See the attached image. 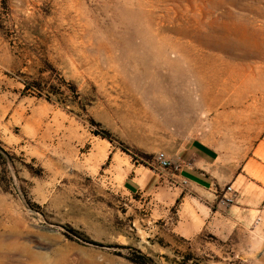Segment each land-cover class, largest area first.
Returning <instances> with one entry per match:
<instances>
[{
  "label": "rangeland",
  "instance_id": "rangeland-1",
  "mask_svg": "<svg viewBox=\"0 0 264 264\" xmlns=\"http://www.w3.org/2000/svg\"><path fill=\"white\" fill-rule=\"evenodd\" d=\"M263 24L264 0H0V264H264ZM192 139L234 184L122 192Z\"/></svg>",
  "mask_w": 264,
  "mask_h": 264
},
{
  "label": "crops",
  "instance_id": "crops-1",
  "mask_svg": "<svg viewBox=\"0 0 264 264\" xmlns=\"http://www.w3.org/2000/svg\"><path fill=\"white\" fill-rule=\"evenodd\" d=\"M165 155L172 165L166 170L133 165L129 176L122 183V192L149 196L156 191L164 193L175 184V187L184 185L204 195L215 188H223L229 182L235 183L229 157L214 144L192 139L176 153Z\"/></svg>",
  "mask_w": 264,
  "mask_h": 264
},
{
  "label": "bare ground",
  "instance_id": "bare-ground-1",
  "mask_svg": "<svg viewBox=\"0 0 264 264\" xmlns=\"http://www.w3.org/2000/svg\"><path fill=\"white\" fill-rule=\"evenodd\" d=\"M258 1V0H257ZM246 11V10H245ZM254 11V10H253ZM250 12V11H249ZM253 14V13H252ZM256 16V15H255ZM259 16V15H258ZM229 18V17H228ZM259 19H261V18H259ZM236 21V20H235ZM231 23V22H230ZM225 25V24H224ZM223 25V26H224ZM264 25V24H263ZM232 27V26H231ZM243 27H244V25H243ZM234 28V27H233ZM245 28H246V26H245ZM228 31V30H227ZM245 31V30H244ZM263 31H264V29H263ZM224 32V31H223ZM243 33V32H242ZM222 34V33H221ZM244 34V33H243ZM251 34H253V33H251ZM218 36V35H217ZM236 36V35H235ZM236 41V40H235ZM242 42V41H241ZM211 43V42H210ZM209 45V44H208ZM192 46H193V44H192ZM188 47V46H187ZM174 48V47H173ZM190 48V47H189ZM198 48V47H197ZM209 48V47H208ZM216 48L217 49H220V50H222V51H224L225 53L226 52H229V48H228V46L227 47H225V46H216ZM145 49H148V47H145ZM192 51H193V48H190ZM236 49V48H235ZM151 52H152V60L154 61V62H158L159 64V68H157V72L159 73H162L163 71H165V74H166V72L167 71H171V72H175V73H177L178 72V74H181L182 72H184V73H186V72H189V70L190 71H193V69L194 70H196L197 69V67L198 68H200V65L202 66L204 63H202V62H200L199 61V59H197V58H191V59H184V58H180L178 61H170V60H168L166 57H165V51H164V48L163 47H154V48H150L149 49ZM185 51L186 49H180V51ZM189 50V49H188ZM187 50V51H188ZM197 51V50H196ZM213 51V50H212ZM148 52V51H147ZM166 52H167V50H166ZM191 52V51H190ZM248 52V51H247ZM145 53V52H144ZM144 53H142V55L144 54ZM146 54V53H145ZM144 54V55H145ZM192 54H194V53H192ZM229 54V53H228ZM248 54V53H247ZM197 55V54H196ZM195 55V56H196ZM175 56V55H174ZM191 56V55H190ZM193 56V55H192ZM239 57V56H238ZM254 57V56H253ZM261 57V56H260ZM149 57H146V59H148ZM177 58V57H176ZM172 59V58H171ZM201 60V59H200ZM214 60V62L215 61H217L218 60V58H216L215 57V59H213ZM238 60V59H237ZM161 63V64H160ZM249 71V70H248ZM255 71H256V69H255ZM187 74V73H186ZM184 75V74H183ZM188 76V75H187ZM249 77V78H248ZM247 78H248V86L250 87H253V85H254V80H255V74L253 73V71H249V74H248V76H247ZM246 78V79H247ZM248 88V87H247ZM12 251V250H11ZM15 255H14V253H13V257H14ZM33 259L34 260H32V258H31V260H32V262H34L35 261V264H36V261L38 262L39 260H41L39 257H33ZM14 262V261H13ZM10 264V263H9Z\"/></svg>",
  "mask_w": 264,
  "mask_h": 264
},
{
  "label": "built area",
  "instance_id": "built-area-1",
  "mask_svg": "<svg viewBox=\"0 0 264 264\" xmlns=\"http://www.w3.org/2000/svg\"><path fill=\"white\" fill-rule=\"evenodd\" d=\"M155 160L158 168L162 170L169 169L172 166L170 160L167 159L165 153H158Z\"/></svg>",
  "mask_w": 264,
  "mask_h": 264
},
{
  "label": "trees",
  "instance_id": "trees-1",
  "mask_svg": "<svg viewBox=\"0 0 264 264\" xmlns=\"http://www.w3.org/2000/svg\"><path fill=\"white\" fill-rule=\"evenodd\" d=\"M38 91L40 93V89L37 88L36 84H27L24 88V91ZM48 100V99H47Z\"/></svg>",
  "mask_w": 264,
  "mask_h": 264
}]
</instances>
